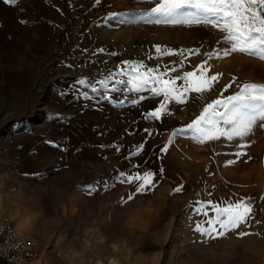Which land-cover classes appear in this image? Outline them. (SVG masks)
<instances>
[{"label": "rangeland", "instance_id": "obj_1", "mask_svg": "<svg viewBox=\"0 0 264 264\" xmlns=\"http://www.w3.org/2000/svg\"><path fill=\"white\" fill-rule=\"evenodd\" d=\"M156 2L0 0V217L38 243L41 257L33 264H264V130L248 138V155L235 165L228 162L237 148L224 140L200 146L177 137L168 153L161 151L232 77L264 83V62L241 54L209 60L227 47L210 26L108 19L145 13ZM156 46L184 55L158 58ZM124 61L160 72L177 68L173 77L207 61L220 83L207 100L191 94L186 104L170 102L160 121L144 119L162 101L150 92L111 93L112 102L90 91L82 97L78 80L103 79ZM142 171L157 173L158 187L121 203L135 188L119 183V173ZM105 182L115 186L104 191ZM95 183L100 190L93 195L78 191ZM177 186L182 192L173 191ZM15 197H29L26 216ZM241 197L254 205V219L242 229L251 234L202 243L194 231L202 219L196 202Z\"/></svg>", "mask_w": 264, "mask_h": 264}, {"label": "snow or ice", "instance_id": "obj_2", "mask_svg": "<svg viewBox=\"0 0 264 264\" xmlns=\"http://www.w3.org/2000/svg\"><path fill=\"white\" fill-rule=\"evenodd\" d=\"M3 2L14 6L19 0ZM95 2L100 3L101 0ZM108 19H118L121 25L143 23L157 26H210L224 34L223 40L227 47L209 54V60L213 57L222 60L241 54L264 62V0H158L145 13L125 14L123 17L112 13ZM155 51L158 58L184 55L183 51L174 53L171 50H162L160 46H156ZM177 71V68H170L160 72L159 69L147 67L142 62L124 61L120 69L109 73L103 79H80L77 84L85 89L82 93L84 99L90 98L89 91L102 94L103 99L109 102L113 100L111 93L122 91L133 95L150 92L154 97H162L155 110L144 114V119L148 121H160L170 114V102L186 104L191 94H195L202 101L207 100L208 95L220 83L221 74H210L211 66L207 61L193 71L183 72V75H170ZM234 85L237 90L233 94L225 95ZM144 98L141 95L131 102L138 104ZM117 103L123 104L124 101ZM258 130H264V83L239 82L236 77H232L231 82L219 91L216 98L204 104L195 119L172 133L168 144L161 151L168 153L169 146L177 137L190 138L200 146L224 140L234 143L237 148L233 154L235 159L228 162L229 165H235L239 159L248 155L245 151L251 146L248 138ZM148 134L151 135V132ZM143 147L138 146L137 154L143 151ZM160 171L163 172V169ZM22 175L27 177L29 174ZM118 180L119 183L130 184L135 188L134 192L128 194L127 199L121 198V203H127L137 195L149 194L158 187L157 173L152 171L120 172ZM114 186V183L109 185L105 182L103 190L108 191ZM98 190L99 183L78 186V191L86 195H93ZM182 190V186L173 189L175 193ZM196 204L198 207L195 208V213L202 219L196 223L194 231L199 234L202 243L208 244L227 238L229 233H236L238 238L251 234L242 230L250 226L254 219L251 197H241L219 204L212 201H197Z\"/></svg>", "mask_w": 264, "mask_h": 264}, {"label": "built area", "instance_id": "obj_3", "mask_svg": "<svg viewBox=\"0 0 264 264\" xmlns=\"http://www.w3.org/2000/svg\"><path fill=\"white\" fill-rule=\"evenodd\" d=\"M41 257L38 243L24 239L8 216L0 217V261L5 264H33Z\"/></svg>", "mask_w": 264, "mask_h": 264}, {"label": "crops", "instance_id": "obj_4", "mask_svg": "<svg viewBox=\"0 0 264 264\" xmlns=\"http://www.w3.org/2000/svg\"><path fill=\"white\" fill-rule=\"evenodd\" d=\"M29 197H15L16 200V210L19 211L23 216H26L27 203ZM30 238V237H29Z\"/></svg>", "mask_w": 264, "mask_h": 264}, {"label": "bare ground", "instance_id": "obj_5", "mask_svg": "<svg viewBox=\"0 0 264 264\" xmlns=\"http://www.w3.org/2000/svg\"><path fill=\"white\" fill-rule=\"evenodd\" d=\"M15 225V224H14ZM17 228H18V230L22 233L23 232V229H22V227L17 223ZM16 228V227H15ZM17 230V229H16ZM19 231H18V233H19ZM20 233V234H21ZM27 240V239H26Z\"/></svg>", "mask_w": 264, "mask_h": 264}, {"label": "trees", "instance_id": "obj_6", "mask_svg": "<svg viewBox=\"0 0 264 264\" xmlns=\"http://www.w3.org/2000/svg\"><path fill=\"white\" fill-rule=\"evenodd\" d=\"M2 262L0 261V264H1Z\"/></svg>", "mask_w": 264, "mask_h": 264}]
</instances>
